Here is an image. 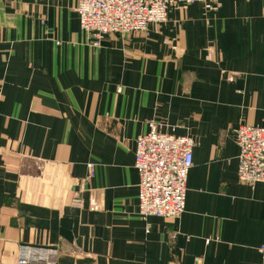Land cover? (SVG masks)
Returning a JSON list of instances; mask_svg holds the SVG:
<instances>
[{"label": "crops", "instance_id": "1", "mask_svg": "<svg viewBox=\"0 0 264 264\" xmlns=\"http://www.w3.org/2000/svg\"><path fill=\"white\" fill-rule=\"evenodd\" d=\"M76 8L0 0V264L21 245L59 264H264V184L239 181L235 136L264 127V0L180 5L98 47ZM150 120L197 143L180 219L138 215Z\"/></svg>", "mask_w": 264, "mask_h": 264}, {"label": "built area", "instance_id": "2", "mask_svg": "<svg viewBox=\"0 0 264 264\" xmlns=\"http://www.w3.org/2000/svg\"><path fill=\"white\" fill-rule=\"evenodd\" d=\"M214 1L217 0H77L76 12L82 31L98 47L109 34L142 32L150 24L166 23L171 8ZM163 129L164 124L150 120L148 132L136 139L138 215L144 222L153 217L180 219L186 211L187 183L197 143L192 137L168 134ZM235 136L240 149L239 181L251 186L264 184V127L241 125ZM90 169L92 177V165ZM99 209L91 200V210ZM260 251L264 256V247ZM60 256L61 251L55 247L21 245L17 262L59 264ZM195 264H203V258H196Z\"/></svg>", "mask_w": 264, "mask_h": 264}]
</instances>
